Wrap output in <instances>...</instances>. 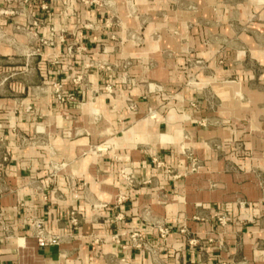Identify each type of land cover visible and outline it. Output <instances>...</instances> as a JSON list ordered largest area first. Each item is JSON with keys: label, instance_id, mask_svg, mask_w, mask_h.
I'll use <instances>...</instances> for the list:
<instances>
[{"label": "crops", "instance_id": "1", "mask_svg": "<svg viewBox=\"0 0 264 264\" xmlns=\"http://www.w3.org/2000/svg\"><path fill=\"white\" fill-rule=\"evenodd\" d=\"M45 1L47 9L40 0H0V260L264 264V75L213 79L179 106L170 64L143 65V49L120 53L108 43L101 25L113 14L127 19L124 0L107 1L112 10L94 0ZM61 28L67 43H42ZM70 44L81 48L69 53ZM127 57L136 59L129 70ZM197 98L200 108L190 105ZM191 155L204 163L197 173ZM29 217L44 219L60 244L40 248ZM132 231L149 251L135 249Z\"/></svg>", "mask_w": 264, "mask_h": 264}, {"label": "rangeland", "instance_id": "2", "mask_svg": "<svg viewBox=\"0 0 264 264\" xmlns=\"http://www.w3.org/2000/svg\"><path fill=\"white\" fill-rule=\"evenodd\" d=\"M107 1L111 0H94L112 10ZM124 1L122 10L127 19L123 22L113 14L101 25L111 34L108 43L120 53L143 49L146 54L139 59L143 65L170 64L174 70L166 75L173 80L170 85L179 106H183L186 94H197L213 79L246 78L250 71L264 75V0ZM207 24L226 41H215ZM47 41L42 43L50 44ZM75 47L81 48L77 44ZM135 63L136 59L127 57L123 64L129 70ZM130 75L127 71L124 81L132 85L134 78ZM158 89L159 84L155 85V91ZM167 90L160 91L168 95ZM239 95L243 100L245 95ZM200 102L197 98L190 105L200 108ZM150 115L156 117L151 111ZM190 158L191 170L199 172L203 161L194 155ZM169 172L177 175L172 169ZM217 218L223 223L222 216Z\"/></svg>", "mask_w": 264, "mask_h": 264}, {"label": "built area", "instance_id": "3", "mask_svg": "<svg viewBox=\"0 0 264 264\" xmlns=\"http://www.w3.org/2000/svg\"><path fill=\"white\" fill-rule=\"evenodd\" d=\"M42 2V9H47L48 8V4L45 0H40ZM54 37H58L62 42L67 43V32L64 28L61 29H52V37L50 39V41H47L48 43H50V45H54ZM69 53H73L75 51L78 50L77 47H75L74 44H70L67 47ZM60 62L59 57H54L52 60V64L56 65ZM90 67V65H86L84 67V69L78 73L73 81L74 83L78 84L79 82H83V80L86 77V73H87V69ZM52 88L54 93L57 95L58 98L60 99H64V95H63V84L60 81H54L52 83ZM123 176L129 180L130 182H132V178L130 176V171L127 170H123L122 171ZM178 175H173V177H176ZM27 225L32 233V235L37 239L38 242V246L40 248H44L47 246H55V245H59L61 242V236L55 233H51L47 230L46 228V223L44 221V219L39 218V217H29L27 219ZM79 219L77 217V213L73 212V217H72V223L74 224H78ZM159 232L161 237H166L169 234V229L167 227H159ZM131 240L133 242V246L135 247L136 250L138 251H149L150 250V245L148 243V241L145 239L144 235L139 232V231H132L131 232ZM123 248H125V246H123ZM0 264H4L1 260H0Z\"/></svg>", "mask_w": 264, "mask_h": 264}]
</instances>
